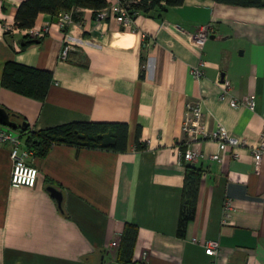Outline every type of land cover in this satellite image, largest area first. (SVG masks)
I'll list each match as a JSON object with an SVG mask.
<instances>
[{
  "label": "crops",
  "instance_id": "obj_1",
  "mask_svg": "<svg viewBox=\"0 0 264 264\" xmlns=\"http://www.w3.org/2000/svg\"><path fill=\"white\" fill-rule=\"evenodd\" d=\"M22 1L0 0V82L9 61L50 72L52 81L42 101L0 84V107L34 132L121 122L128 134L122 153L67 145L42 157L31 151L38 172L32 188L10 185V145L0 143V264H264V156L255 171L249 152L264 129V8L184 0L166 11L137 12L124 27L109 11L116 0H105L108 6L96 13L73 10L78 20L72 17L65 29L40 13L30 29L18 30L14 16ZM205 24L214 32L198 46L193 33ZM43 30L39 43L21 48L24 36ZM64 44L72 47L69 60L60 58ZM196 67L203 71L199 80L191 73ZM225 82L230 90L220 99ZM242 97L254 102L253 110L230 106ZM186 102H199L210 130L222 125L244 146L235 157L223 152L221 162L210 158L215 141L190 147L200 154L192 164L204 177L195 217L179 237L188 162H176L187 149ZM49 187L61 192L60 204ZM127 224L136 236L123 261L119 243ZM208 241L218 242L216 256L205 253Z\"/></svg>",
  "mask_w": 264,
  "mask_h": 264
},
{
  "label": "trees",
  "instance_id": "obj_2",
  "mask_svg": "<svg viewBox=\"0 0 264 264\" xmlns=\"http://www.w3.org/2000/svg\"><path fill=\"white\" fill-rule=\"evenodd\" d=\"M131 13H148L154 10L166 11L179 6L184 0H127ZM233 6L264 8V0H213ZM105 0H23L17 6L14 16V29H30L36 17L49 14L52 17L61 12H71L74 20L78 17L73 12L77 9H90L93 13L107 7ZM21 41L24 48L32 43H39L41 37L24 36ZM52 81L50 72L25 67L14 62H6L1 76V86L7 90L28 96L38 101L44 100ZM25 147L35 156L46 155L54 145H67L76 148L98 149L122 153L126 149L128 126L121 122H70L52 128L30 131L27 126L20 130ZM21 135V136H22ZM204 171L192 164L184 166V180L178 215L177 235L182 237L187 224L196 213L198 191ZM136 236V227L127 224L121 234L119 259L129 261Z\"/></svg>",
  "mask_w": 264,
  "mask_h": 264
},
{
  "label": "built area",
  "instance_id": "obj_3",
  "mask_svg": "<svg viewBox=\"0 0 264 264\" xmlns=\"http://www.w3.org/2000/svg\"><path fill=\"white\" fill-rule=\"evenodd\" d=\"M129 1L127 0H116L113 4L109 6V11L114 15L115 21L124 27H130L133 21V16L137 13H131L129 9ZM56 17L57 25L65 29L72 23L71 12L61 11ZM214 28L211 24H205L196 27L193 33L194 43L198 46L204 45L208 38L213 34ZM46 33V30L37 31L34 35H29L31 37H42ZM72 47L69 44H64L60 52V58L63 60H69L70 52ZM78 61V60H77ZM204 66V63H200V67ZM192 76L195 80H199L203 76V71L200 68H193ZM230 87L227 82L222 84V92L219 95L220 99H224L226 94H228ZM240 105L246 106L248 109L253 110L254 102L247 97H242L238 99H231L230 106L238 107ZM183 133L184 144L187 149L182 152H178V160L176 165L178 167L182 166L185 162H194L200 156V154L191 149L199 140H212L217 144V152L212 154L210 158L212 160L221 162L223 160L222 154L226 150H231L233 156H237L234 151L235 148L244 146V141L229 132L219 125L215 130H210L207 125L205 118L200 110L199 102H186L185 104V116L183 121ZM0 143H8L10 145V159L12 162L11 172H10V185L12 187H28L32 188L36 184L37 180V169L30 163L29 157L32 156V152L29 149H21L22 141L21 134L16 132V130L7 127L0 126ZM249 152L252 157V162L254 170L258 171L261 163L262 156H264V129L261 131L258 140L255 145L249 148ZM230 204H226L224 209V218L230 216L229 209ZM117 245L116 241L110 243L111 247ZM219 244L217 241H208L205 243V253L209 256H216L218 252Z\"/></svg>",
  "mask_w": 264,
  "mask_h": 264
},
{
  "label": "water",
  "instance_id": "obj_4",
  "mask_svg": "<svg viewBox=\"0 0 264 264\" xmlns=\"http://www.w3.org/2000/svg\"><path fill=\"white\" fill-rule=\"evenodd\" d=\"M57 17L53 18V21L57 22ZM20 45L24 44L22 41L19 42ZM14 116L13 114L6 112L3 108L0 107V125L10 127L12 129H20L25 130L26 123H22L21 125H18L14 121L11 120V117ZM188 166L192 165V162L187 163ZM48 190L51 192V194L55 197L56 201L60 204L62 199V194L59 190L55 189L54 187H49Z\"/></svg>",
  "mask_w": 264,
  "mask_h": 264
}]
</instances>
